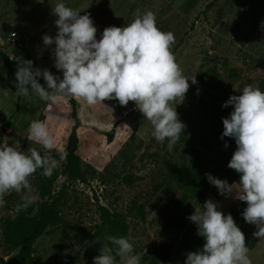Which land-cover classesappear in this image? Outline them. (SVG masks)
Listing matches in <instances>:
<instances>
[{"label": "rangeland", "instance_id": "374dc122", "mask_svg": "<svg viewBox=\"0 0 264 264\" xmlns=\"http://www.w3.org/2000/svg\"><path fill=\"white\" fill-rule=\"evenodd\" d=\"M56 2L0 0V48L18 63L31 60L34 68H46L62 78V72L54 67L55 45L45 46L42 40L44 35L55 37L57 33V17L52 12ZM64 2L81 15H90L97 39L106 27H124L136 14L154 12L157 26L174 33L171 51L184 76H195L197 83L189 80L183 101L173 104L185 129L171 151L167 140L160 143L154 139L152 125L134 102L120 106L116 100L103 101L113 111L97 106L98 125L102 126L90 127L80 111L83 102L74 98L78 104L75 153L79 172L69 175L65 159L51 176L38 171L30 177L40 200L29 207L27 215L33 217L41 204L60 197V223L32 242L30 260L21 264H93L108 235L131 237L140 264H150L147 257L152 251L157 253L155 264H184L187 253L180 246H160L170 216L182 207L187 218L208 199L229 214V205L239 201L233 198L234 193L219 198L211 193L218 190L206 174L226 179L228 163L215 162L217 147L210 129L215 107L225 108L224 102L239 95L244 86L260 88L264 82V73L257 72L264 70V0ZM38 82L44 85L42 77ZM16 83L15 73L0 59V142L25 153L30 148L45 151L28 138L30 122L42 120L47 121L57 147L65 150L73 125L70 105L65 100L56 106V112L71 118L70 124H57L34 93L18 95ZM190 163L198 177L195 193L182 188L180 182ZM239 179L240 175L233 182ZM5 201L0 208V264L19 252L5 241L3 229L20 202V194L11 192ZM249 227L258 230L250 223ZM249 256L252 264H264V240L258 238Z\"/></svg>", "mask_w": 264, "mask_h": 264}, {"label": "clouds", "instance_id": "9594fccd", "mask_svg": "<svg viewBox=\"0 0 264 264\" xmlns=\"http://www.w3.org/2000/svg\"><path fill=\"white\" fill-rule=\"evenodd\" d=\"M52 12L57 17V33L55 37L44 35L42 40L45 46L55 45L54 67L62 72V78L46 68H34L31 60H21L15 72L16 93H34L49 109L50 118L62 125L70 124L71 118L56 112V106L76 98L83 102L80 111L90 127L102 126L98 125L97 106L113 111L103 101L116 100L120 106L132 101L152 125L154 139L160 143L167 140L171 151L185 129L175 102L183 101L189 80L197 83L195 76H184L171 51L174 33L162 31L155 13L146 11L136 14L124 27H106L97 39V28L89 14L81 15L64 0H57ZM261 27L264 28V21ZM40 77L44 85L38 82ZM239 93L222 105H231L233 110L222 118L221 133V139L232 138L237 146L228 167L240 175L239 182L229 184L211 174H206V178L220 195L234 193V199L246 202L241 215L246 223L257 227L253 235L264 240V90L246 85ZM28 138L39 144L44 153L36 148L25 153L6 141L0 142V208L5 206V197L15 192L20 194L16 214L40 200L30 177L38 169L51 176L67 157V152L57 147L47 121L32 120ZM53 151L59 159L52 155ZM187 219L195 223L197 235L203 237L204 243L202 249L186 254L184 264H252L244 233L230 213L219 210L217 203L205 200ZM105 240L107 243L100 255L93 257V264H140L141 256L134 252L135 241L131 237L108 235Z\"/></svg>", "mask_w": 264, "mask_h": 264}, {"label": "trees", "instance_id": "16d2710c", "mask_svg": "<svg viewBox=\"0 0 264 264\" xmlns=\"http://www.w3.org/2000/svg\"><path fill=\"white\" fill-rule=\"evenodd\" d=\"M0 59L3 63L10 69L11 72L15 73L17 71L18 62L10 58L4 51L0 48ZM260 89L264 90V82L260 83ZM71 107V118L73 120V125L71 126L70 134L67 140L65 150L67 152L66 169L69 175L79 172V158L76 155L77 146V135L76 128L79 125L78 104L74 98L66 100ZM233 110V107H215V118L211 122V137L216 143L215 151V162L218 164L228 163L232 157L233 152L236 150V144L234 139L229 137H224L221 139V133L223 132L222 118L228 117V115ZM225 142H227V147H225ZM41 154L44 151H40ZM52 155L59 159L56 152H52ZM226 179L229 184H231L239 174L228 167H225ZM42 171L38 169L36 172ZM181 187L189 190L191 193L197 191L198 177L196 176V167L194 164L190 163L180 180ZM212 195L215 198H219L221 195L218 191L211 190ZM60 197H56L50 203H43L40 205L38 213L33 217H29L27 214L30 208L21 211L19 214L14 212L13 216L9 217L5 221L3 235L5 241L11 244L12 247H18L19 252L17 255L4 261V264H21L27 260H30V248L34 240H36L40 235L49 228L58 226L60 223V217L58 209L60 207ZM203 203L201 204V206ZM247 207L246 202L238 201L229 205V213L232 215L234 221L240 227L241 231L245 235L246 245L250 250H253L256 246L258 237H255L253 233L255 232L249 227V223L244 221L241 213ZM186 212L185 208H179L178 211L170 216L168 222L165 226L164 236L161 240L160 246L162 249H170L174 244H177L186 253L190 251H197L202 249L204 239L197 235V228L194 222L188 221L186 217H183V213ZM117 227L121 234L123 229L120 223L117 222ZM150 255V256H149ZM150 264H155L157 253L152 251L149 253ZM31 262V261H30Z\"/></svg>", "mask_w": 264, "mask_h": 264}]
</instances>
